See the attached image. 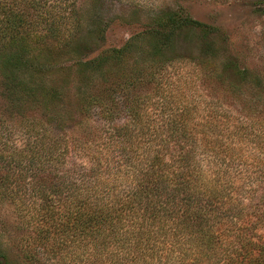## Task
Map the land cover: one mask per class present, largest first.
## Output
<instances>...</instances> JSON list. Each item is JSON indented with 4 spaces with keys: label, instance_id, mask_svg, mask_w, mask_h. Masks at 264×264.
<instances>
[{
    "label": "trees",
    "instance_id": "1",
    "mask_svg": "<svg viewBox=\"0 0 264 264\" xmlns=\"http://www.w3.org/2000/svg\"><path fill=\"white\" fill-rule=\"evenodd\" d=\"M80 1L0 0V201L50 263L264 264V161L244 113L254 73L232 58L217 66L218 28L180 5L83 55L111 22L103 0ZM183 35L208 38L191 57L233 105L174 66ZM49 39L65 61L40 50Z\"/></svg>",
    "mask_w": 264,
    "mask_h": 264
},
{
    "label": "rangeland",
    "instance_id": "2",
    "mask_svg": "<svg viewBox=\"0 0 264 264\" xmlns=\"http://www.w3.org/2000/svg\"><path fill=\"white\" fill-rule=\"evenodd\" d=\"M84 2L85 0H81L79 6L87 7L88 4ZM137 4L140 5V9L135 8ZM177 5L182 6L192 17L218 28V31L208 35L209 39L203 37L204 42L198 40L197 36L183 35L176 46V52L185 59L173 64L175 67L182 68L183 72H189L192 75L193 79L188 78V80H195L200 94L218 98L228 105H233L236 101L221 88L222 86L216 80L202 72L204 66L199 63L200 61L191 57L198 56L202 50L207 49L205 42L207 39L214 41V49H218L217 66L222 67V63L232 58L234 61L236 59L241 67H247L254 73L257 84L254 87L253 99L250 98L254 108L247 109L244 113L253 116L256 121V145L253 150L257 161L263 162L264 0H103L99 3V11L106 20L111 22L105 33V40L99 39L102 46L81 49L82 54L92 57L107 47L124 45L132 35L147 30L152 18H155L159 11ZM48 42L52 45L48 44L47 47L44 45V49L40 50L47 54L55 53L56 58L65 61L64 57L58 56V52L62 49H53L52 47L56 45L52 39ZM149 91L154 92L153 88ZM1 103L0 99V107ZM12 139H15L14 136ZM18 214L13 204L0 201V248L6 253L5 256L0 255V264H51L52 262L50 263L46 257L48 254L44 252V247L36 244L32 226L22 223ZM254 240L264 244V226H258L255 229ZM30 251H37L38 255L31 257ZM91 258L95 259L93 256ZM85 261L87 262L62 259L60 264H93L91 261Z\"/></svg>",
    "mask_w": 264,
    "mask_h": 264
}]
</instances>
